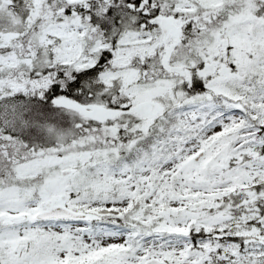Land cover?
I'll return each instance as SVG.
<instances>
[{"label": "snow or ice", "instance_id": "snow-or-ice-1", "mask_svg": "<svg viewBox=\"0 0 264 264\" xmlns=\"http://www.w3.org/2000/svg\"><path fill=\"white\" fill-rule=\"evenodd\" d=\"M0 264H264V0H0Z\"/></svg>", "mask_w": 264, "mask_h": 264}]
</instances>
